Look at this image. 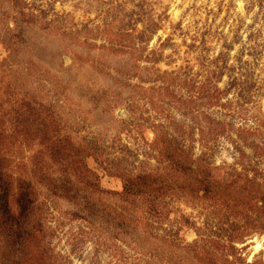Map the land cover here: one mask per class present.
<instances>
[{
	"label": "rangeland",
	"instance_id": "rangeland-1",
	"mask_svg": "<svg viewBox=\"0 0 264 264\" xmlns=\"http://www.w3.org/2000/svg\"><path fill=\"white\" fill-rule=\"evenodd\" d=\"M0 264H264V0H0Z\"/></svg>",
	"mask_w": 264,
	"mask_h": 264
},
{
	"label": "bare ground",
	"instance_id": "bare-ground-1",
	"mask_svg": "<svg viewBox=\"0 0 264 264\" xmlns=\"http://www.w3.org/2000/svg\"><path fill=\"white\" fill-rule=\"evenodd\" d=\"M256 247H257V245H256Z\"/></svg>",
	"mask_w": 264,
	"mask_h": 264
}]
</instances>
